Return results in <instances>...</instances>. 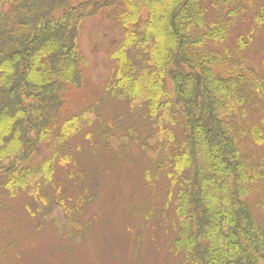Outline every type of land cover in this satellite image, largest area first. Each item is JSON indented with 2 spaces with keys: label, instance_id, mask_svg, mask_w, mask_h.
Here are the masks:
<instances>
[{
  "label": "trees",
  "instance_id": "trees-1",
  "mask_svg": "<svg viewBox=\"0 0 264 264\" xmlns=\"http://www.w3.org/2000/svg\"><path fill=\"white\" fill-rule=\"evenodd\" d=\"M248 1L0 0V214L21 193L48 202L41 186L72 165L79 138L92 140L90 109L60 116L71 90L86 81L83 26L101 16L124 34L109 54L114 72L106 90L146 107L159 138L170 142L161 147L181 226L177 253L191 264H264V227L250 206L251 183L264 165L245 147L262 132L243 124L251 98H264V81L234 57L252 33L238 36L237 48L228 45ZM254 20L264 26V9ZM175 115L181 144L173 143ZM42 148L49 155L35 162ZM59 186L55 203L64 210Z\"/></svg>",
  "mask_w": 264,
  "mask_h": 264
},
{
  "label": "rangeland",
  "instance_id": "rangeland-1",
  "mask_svg": "<svg viewBox=\"0 0 264 264\" xmlns=\"http://www.w3.org/2000/svg\"><path fill=\"white\" fill-rule=\"evenodd\" d=\"M243 6L228 45L235 49L238 36L252 33L247 47L234 57L246 61L249 72L254 70L264 81V26L258 27L254 20L264 9V0H249ZM217 12L214 7L210 10ZM123 37L115 20L99 16L84 24L80 45L89 60L86 81L71 90L60 119L90 109L92 140L79 138L67 168L72 170L71 179L67 170H61L52 183L41 186L40 194L48 200L44 205L30 193L8 202L0 214V264H191L175 247L181 226L161 147L170 142L159 138L158 124L146 107L120 101L106 90L114 72L109 54ZM246 108L243 124L256 125L262 133L256 134L261 141L253 138L256 144L243 140L252 162L261 166L264 98L253 96ZM175 117L180 126L173 128V143L181 144L182 119ZM48 155L49 148L39 149L35 162ZM162 163L166 166L159 170ZM257 173L250 206L264 227V170ZM53 184L60 185L67 209L55 203L59 193Z\"/></svg>",
  "mask_w": 264,
  "mask_h": 264
}]
</instances>
